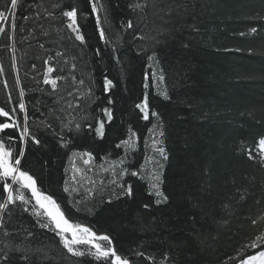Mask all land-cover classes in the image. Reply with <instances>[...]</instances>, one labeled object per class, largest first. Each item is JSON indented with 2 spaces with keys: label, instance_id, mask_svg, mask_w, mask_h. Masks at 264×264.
Returning <instances> with one entry per match:
<instances>
[{
  "label": "trees",
  "instance_id": "16d2710c",
  "mask_svg": "<svg viewBox=\"0 0 264 264\" xmlns=\"http://www.w3.org/2000/svg\"><path fill=\"white\" fill-rule=\"evenodd\" d=\"M40 2L35 0V3ZM43 2L51 10L55 0ZM134 2L136 0H103L107 19H104V13L101 16L106 35L112 39L118 35L123 37L115 54L121 61L118 64L113 58L112 47L99 40L95 18L90 13L87 0H60L62 6L78 8V23L86 39L85 45L74 42L75 47L69 41L64 43L71 53L78 48L84 49V61L79 67L85 71L93 70L98 85L96 95L100 97L96 103L101 107H111L114 119L107 126L105 141L101 142L103 149L96 148L90 135L75 136L70 148L62 149L52 131L40 125L37 135L43 146H31L26 153V163H22L38 178V186L57 198L66 215L94 225L98 234H110L122 254L132 256L133 250L145 251L159 260L163 252L171 251L177 264H240L249 255L264 251V246L255 249L244 247L264 232V221L258 220L255 226L251 224L252 218L264 212V169L236 154L241 142L253 144L264 133V123H258L264 121V0H156L157 12L170 4L185 5V8L179 9V15L174 13L170 18L167 27L172 30L171 34L161 37V43L155 45L160 60L156 70L163 69L170 100H164L151 86L152 69L147 67L146 56L137 55L141 44L150 46L152 42L134 41L131 30L121 29V24L128 19L136 23L137 34L144 27L129 7ZM6 3L7 0H0V10ZM30 3L34 0H25L24 7L17 12L18 29L21 26L27 29L35 23L34 20L25 22L20 19L22 14H31L32 10L27 7ZM152 20L156 24L161 23L156 16H150L149 21ZM149 21H145V32L154 35L153 24ZM40 22L45 27L53 23L46 20ZM54 23L59 24L60 20ZM190 23L197 24L200 32H191L188 28ZM251 27H256L257 33L240 35L241 32L249 33ZM16 39H21L19 31ZM5 42L0 39V63L6 69L5 76L0 80L9 82L15 99L18 89L14 87V74L10 70L11 53L2 48ZM30 43L31 47L28 42L17 43L16 56L22 85L28 90L26 102L30 116L39 120L43 117L36 108L47 112L50 101L32 79L33 75L43 70L42 60L35 57L44 53L36 46V40ZM184 43H189L190 47L184 48ZM46 46L55 47L54 44ZM97 48L102 50L101 56L95 55ZM32 63L37 65L35 72L30 67ZM146 72L150 78V104L162 118L166 132L165 146L172 158V165L165 168L163 185V190L171 197V205L157 207L153 203L150 209H144L143 203L153 200L147 194L146 184L126 177L136 187L135 202L122 199L114 200L111 205L102 203L101 199L109 195V189H105L94 201L87 203V207L94 206V214H89L85 205L80 206L82 211L76 212L67 194L62 192L64 167L69 166L66 153L93 148L99 156L112 152L115 157L117 152L123 154L114 146L125 136L129 126L142 138L147 136L146 125L151 124L140 119L135 108L143 97ZM103 75L116 84L109 94L115 101L113 105L106 104V96L100 90ZM159 88L162 92L165 85H159ZM5 105L6 90L0 83V106ZM92 107L96 108V105ZM55 128L59 130L58 124ZM144 151L142 139L133 157L134 165L143 162ZM205 169H210V174H205ZM237 189L244 192L246 199H239ZM197 200L200 202L199 209L194 206ZM209 210L211 219L204 216V212ZM197 218L199 223H195ZM13 220L14 224L8 226L10 230L14 226L19 227L20 221L25 226L29 222L34 223L28 214L21 216L19 210ZM0 239H3L2 233ZM45 244L46 251L55 258L51 264H79L77 258L61 257L62 249L57 248L52 239H33L31 247H43ZM132 258L135 264H149L143 258Z\"/></svg>",
  "mask_w": 264,
  "mask_h": 264
},
{
  "label": "snow or ice",
  "instance_id": "6c2138e0",
  "mask_svg": "<svg viewBox=\"0 0 264 264\" xmlns=\"http://www.w3.org/2000/svg\"><path fill=\"white\" fill-rule=\"evenodd\" d=\"M87 2L90 5V13L95 18L99 40L112 47L113 58L119 64L121 61L115 54L119 51L122 35H118L115 39L106 35L101 16V13H104V19H107V8L103 0H87ZM24 4L25 0H7L4 9L0 10V39L6 41L2 48L11 53L10 70L14 74V87L18 89V96L14 99L9 82L6 79L0 80L6 90V105L0 106V233L3 237L0 239V243L3 244L0 247V264H51L55 258L46 251L47 245L32 248L33 239L54 240L57 248L62 249L61 257L77 258L79 264H135L133 256L143 258L149 261V264H177L171 251L163 252L159 260L155 255H148L145 251L133 250L132 256L120 253L110 234H98L94 225L74 220L66 215L57 198L43 191L38 186V178L26 169V153L31 150V146L36 148L43 146L37 135L40 125H43L45 130L52 131L62 149H69L73 144V137L80 135H90L96 148L103 149L104 145L101 142L106 139L107 126L112 123L114 112L111 107H101L96 103L100 97L96 95L98 85L93 70L85 71L79 67L81 61H84L82 54L84 49L78 48L75 53H71L64 43L69 41L73 47L76 46L74 42H79V45L86 44L85 35L78 23V8L73 5L62 6L60 0H55L49 10L44 6L43 0L40 3H35L34 0V3L27 5L28 9L32 10L31 14H22L20 19L25 22L34 20L35 23L27 29L24 26L18 29L17 12L24 7ZM129 7L137 14L144 27H141L137 34L136 23L128 19L121 24V29L131 30L134 41L152 42L150 46L141 44L137 55L146 56L147 67L152 69L151 86L157 89V94L164 100H170L163 69L160 68L159 72L156 70L160 60L155 45L161 43V37L166 38L171 34L172 30L167 27L171 22L170 18L174 13L179 15V9L185 8V5L170 4L166 9L157 12L156 0H136ZM161 12L163 14H160ZM150 16H156L161 23L149 21ZM58 19L60 23L55 24ZM41 20L53 23L45 27ZM145 21L153 24L154 35L145 32L147 27ZM188 28L193 33L200 32L199 26L195 23L188 24ZM18 31L21 33L20 41L16 39ZM257 31L256 27H251L249 33L241 32L240 35L255 34ZM54 33L55 39H53ZM32 40L37 41L36 46L44 53L43 56L35 57L42 60L43 70L33 75L32 79L38 90L50 101L47 112L36 108V111L40 112V117H43L39 120L30 116L26 102L28 90L22 85L16 56L17 43L28 42L31 47ZM53 44L55 47L46 46ZM183 47L189 48L190 45L184 43ZM95 55L101 56L102 50L97 48ZM30 67L35 72L37 65L32 63ZM87 67L85 62V68ZM5 71V66L0 63V78L5 76ZM41 85L44 87H40ZM159 85H165L162 92ZM99 87L106 96V104L113 105L115 101L109 94L116 87L114 81L103 75L102 85ZM149 88L150 78L146 72L143 79V97L135 104V108L138 110V117L151 124V126L146 125L147 136L142 138L129 126L125 136L114 146L115 149L122 150L123 154L117 152L115 157L112 152L99 156V152H94L93 148L70 150V154L66 153L69 166L64 167L65 179L62 183V192L67 194L68 201L76 212L82 211L80 206L85 205L87 212L94 214V206L87 207V203L94 201L105 189H109V195L108 198L101 199L102 203L111 205L114 200L122 199L135 202L136 187L133 182L126 180V177L136 178L146 184L147 194L153 200L143 203L144 209H150L153 203L157 207L171 205V197L163 190V185L166 179L165 168L172 165V158L170 150L165 146L166 132L162 118L150 104ZM36 103L39 104L40 101L37 100ZM93 105H96V108H93ZM33 107L35 108V105ZM57 124L58 131L55 128ZM142 139L145 147L143 162L134 165L133 157ZM236 154L264 169V133H261L253 144L241 142ZM205 174H210V169H205ZM237 192L240 200L246 199L243 191L237 189ZM194 206L200 208L199 200ZM227 206L226 204L225 207ZM17 210L21 216L28 214L34 223L29 222L25 226L23 221H20L19 227L14 226L10 230L8 226L14 224L13 217ZM204 216L211 219L210 210L204 212ZM258 220L264 221V212L252 218L251 224L257 225ZM195 223H199L198 218ZM17 240L19 243H16ZM260 246H264V232L256 235L244 247L255 249ZM241 264H264V251L249 255L241 260Z\"/></svg>",
  "mask_w": 264,
  "mask_h": 264
},
{
  "label": "rangeland",
  "instance_id": "374dc122",
  "mask_svg": "<svg viewBox=\"0 0 264 264\" xmlns=\"http://www.w3.org/2000/svg\"><path fill=\"white\" fill-rule=\"evenodd\" d=\"M241 264V263H240Z\"/></svg>",
  "mask_w": 264,
  "mask_h": 264
}]
</instances>
